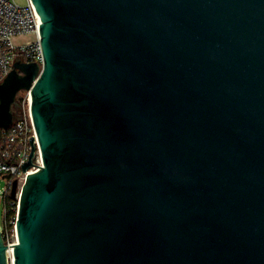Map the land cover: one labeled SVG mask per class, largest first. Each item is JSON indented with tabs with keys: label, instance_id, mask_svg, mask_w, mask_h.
Segmentation results:
<instances>
[{
	"label": "water",
	"instance_id": "1",
	"mask_svg": "<svg viewBox=\"0 0 264 264\" xmlns=\"http://www.w3.org/2000/svg\"><path fill=\"white\" fill-rule=\"evenodd\" d=\"M31 1L0 127L31 89L42 165L0 264H264V0Z\"/></svg>",
	"mask_w": 264,
	"mask_h": 264
},
{
	"label": "built area",
	"instance_id": "2",
	"mask_svg": "<svg viewBox=\"0 0 264 264\" xmlns=\"http://www.w3.org/2000/svg\"><path fill=\"white\" fill-rule=\"evenodd\" d=\"M42 23L34 4L27 0L21 5L17 0H0V83L14 69L17 61L43 62L40 24ZM17 101L20 118L7 127H0V177L5 186L0 187V212L3 211L2 231L8 245V256L13 260V245L18 242L16 222L18 218L20 193L27 176L32 170H39L42 155L37 132L31 114V89L21 90ZM20 100V102H19ZM33 145L35 146L34 166L24 171L22 166L29 160ZM14 180L20 187L15 197L11 196ZM15 210V216L8 211Z\"/></svg>",
	"mask_w": 264,
	"mask_h": 264
},
{
	"label": "rangeland",
	"instance_id": "3",
	"mask_svg": "<svg viewBox=\"0 0 264 264\" xmlns=\"http://www.w3.org/2000/svg\"><path fill=\"white\" fill-rule=\"evenodd\" d=\"M17 2H19L21 5H26L27 3V0H17ZM22 92L20 91L18 94H17V98H19L21 96ZM18 109H21V106L19 105V108ZM20 115V113H18ZM5 186V180L0 177V187H4ZM20 187L18 185V191H19ZM2 214H3V211L0 212V228L3 227V221H2Z\"/></svg>",
	"mask_w": 264,
	"mask_h": 264
},
{
	"label": "trees",
	"instance_id": "4",
	"mask_svg": "<svg viewBox=\"0 0 264 264\" xmlns=\"http://www.w3.org/2000/svg\"><path fill=\"white\" fill-rule=\"evenodd\" d=\"M19 102H20V100H19ZM15 210H13V209H10L9 211H8V214H9V217L10 216H15Z\"/></svg>",
	"mask_w": 264,
	"mask_h": 264
},
{
	"label": "bare ground",
	"instance_id": "5",
	"mask_svg": "<svg viewBox=\"0 0 264 264\" xmlns=\"http://www.w3.org/2000/svg\"><path fill=\"white\" fill-rule=\"evenodd\" d=\"M32 171L34 172V171H36V170H32ZM12 262H13V260H12Z\"/></svg>",
	"mask_w": 264,
	"mask_h": 264
}]
</instances>
